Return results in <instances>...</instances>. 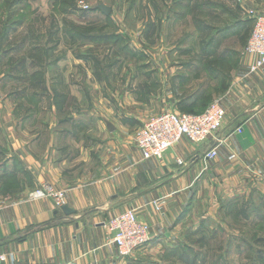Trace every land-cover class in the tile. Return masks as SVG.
<instances>
[{"label":"crops","instance_id":"0c3cea01","mask_svg":"<svg viewBox=\"0 0 264 264\" xmlns=\"http://www.w3.org/2000/svg\"><path fill=\"white\" fill-rule=\"evenodd\" d=\"M188 1L192 13L187 19H202L198 35L204 40L208 32L207 47L181 51L191 59L171 67L165 86L170 91L164 100L153 102L180 110L196 104L189 100L196 97L192 91L218 87L219 92L210 94L224 109L222 127L200 144L182 137L158 158L144 159L135 142L107 135L103 143H84L88 114L59 112L77 105L61 91L66 87L61 74L70 69L69 56L61 54L58 75L50 78L59 82V93L44 92L54 99L48 106L59 111L44 114L41 130L27 127L34 115H16L13 100L0 103V174L8 177L0 176V253L8 256L6 264H159L195 184L225 186L231 193L244 186H264V65L251 72V57L240 49V64L229 74L210 68V58L217 55L215 42L242 30V9L264 13V0ZM50 81L46 79L45 88ZM210 149L216 155L208 159L205 153ZM18 165L29 174L28 180L16 171ZM7 179L11 185L4 189ZM43 182L64 191L61 206L48 198H27ZM63 205L73 212L65 213ZM130 208L148 225L149 239L122 256L106 222Z\"/></svg>","mask_w":264,"mask_h":264},{"label":"rangeland","instance_id":"374dc122","mask_svg":"<svg viewBox=\"0 0 264 264\" xmlns=\"http://www.w3.org/2000/svg\"><path fill=\"white\" fill-rule=\"evenodd\" d=\"M188 2L0 0V103L13 100L16 115H34L27 127L41 130L44 114L59 111L48 106L54 99L44 92L59 93V82L50 78L58 75L63 54L69 56L70 69L61 74L66 80L61 91L77 105L59 112L88 114L83 121L84 143L90 139L103 143L105 135L135 142L138 129L151 116L165 111L203 112L217 100L210 92H219L218 87L192 91L196 97L189 100H197L196 104L180 110L153 102L164 100L171 67L191 59L181 51L207 47L208 32L204 40L198 35L204 27L202 19H187L192 13ZM100 4L110 8L108 14L98 8ZM249 10L242 9L245 22L237 35L215 42L212 70L229 74L240 64L253 24ZM68 31L74 34L69 36ZM222 51L227 53L221 55ZM22 57L25 67L19 65ZM46 79L52 80L50 90L43 85ZM187 106L201 110L189 111ZM107 122L114 130L107 128ZM115 126L123 129L116 131ZM16 167L28 180L29 174ZM10 185L7 179L4 189ZM192 192L159 264H264V186H244L231 193L225 186L198 182Z\"/></svg>","mask_w":264,"mask_h":264},{"label":"built area","instance_id":"2783aa9c","mask_svg":"<svg viewBox=\"0 0 264 264\" xmlns=\"http://www.w3.org/2000/svg\"><path fill=\"white\" fill-rule=\"evenodd\" d=\"M248 14L253 21L245 52L251 57L249 70L261 69L264 65V14L249 10ZM224 109L218 102H211L201 113H187L165 111L148 118L138 129L135 136L136 147L144 159L158 158L182 137L194 144L205 142L213 136L223 125ZM240 131V128H237ZM214 149H210L205 156L213 158ZM181 163V160H179ZM30 200L48 198L56 206H61L64 191L43 182L27 194ZM157 208V204L154 203ZM106 228L111 241L117 246L122 256L132 254L137 248L149 239V227L138 221L134 209H127L106 222ZM8 256L0 253V264H6Z\"/></svg>","mask_w":264,"mask_h":264},{"label":"water","instance_id":"95a60500","mask_svg":"<svg viewBox=\"0 0 264 264\" xmlns=\"http://www.w3.org/2000/svg\"><path fill=\"white\" fill-rule=\"evenodd\" d=\"M98 8H99L104 14H108L109 11H110V8H109L108 6L103 5V4L98 5ZM106 126H107V128H108L110 131L114 130V126H113L110 122H107V123H106ZM61 209H62L65 213H67V214L73 212V210H72L71 208H69L67 205H63V206L61 207Z\"/></svg>","mask_w":264,"mask_h":264},{"label":"trees","instance_id":"16d2710c","mask_svg":"<svg viewBox=\"0 0 264 264\" xmlns=\"http://www.w3.org/2000/svg\"><path fill=\"white\" fill-rule=\"evenodd\" d=\"M9 32V31H8ZM67 34L70 36V35H72V34H74V33H72V34H70L69 33V31L67 32ZM25 38L26 37H23L20 41V43H23L24 41H25ZM25 63H26V59H25V57H22L21 58V60L19 61V65H21L22 67H25ZM14 68V67H13Z\"/></svg>","mask_w":264,"mask_h":264}]
</instances>
